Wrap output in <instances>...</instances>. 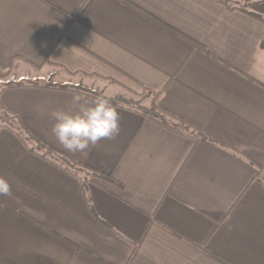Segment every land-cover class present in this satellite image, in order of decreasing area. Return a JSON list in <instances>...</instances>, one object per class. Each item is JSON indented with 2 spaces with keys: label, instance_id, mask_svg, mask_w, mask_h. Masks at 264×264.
<instances>
[{
  "label": "crops",
  "instance_id": "1",
  "mask_svg": "<svg viewBox=\"0 0 264 264\" xmlns=\"http://www.w3.org/2000/svg\"><path fill=\"white\" fill-rule=\"evenodd\" d=\"M52 69L109 97L161 91L166 122L201 134L114 105L119 135L69 153L48 113L77 93L5 90L27 129L115 183L0 125V264H264V0H0V79Z\"/></svg>",
  "mask_w": 264,
  "mask_h": 264
},
{
  "label": "clouds",
  "instance_id": "2",
  "mask_svg": "<svg viewBox=\"0 0 264 264\" xmlns=\"http://www.w3.org/2000/svg\"><path fill=\"white\" fill-rule=\"evenodd\" d=\"M53 121L51 134L69 153L84 152L103 140H114L120 133V114L105 95L89 99L74 94L67 109L48 113ZM10 183L0 177V196H11Z\"/></svg>",
  "mask_w": 264,
  "mask_h": 264
},
{
  "label": "rangeland",
  "instance_id": "3",
  "mask_svg": "<svg viewBox=\"0 0 264 264\" xmlns=\"http://www.w3.org/2000/svg\"><path fill=\"white\" fill-rule=\"evenodd\" d=\"M33 72H35L36 75H34ZM33 72H30L31 73L30 77L12 76V77H5L3 79H0V97H1L2 93L9 88L29 87V86L37 87V88H43L41 86H48L50 84L52 86H64V85L70 86L71 85L72 87H79L82 90H86L88 92H91V93H94L97 95H105L107 98L113 100L114 103L117 104L116 106H120L121 104L122 105H128L131 108H134L135 110L140 111L141 113L145 112L146 110L152 109L153 103L155 101H157V100H155L156 93L155 92L150 93L147 90L145 92H143L141 95L126 94V96L109 97L106 94L107 92H104V90L102 89V87L104 88V85L102 86V84H99V82H97V81H95V82L88 81L85 79L84 76L79 75V74L68 75V74H65V73H63L59 70H56V69H52V71H50L49 73H42V74H40L36 71H33ZM33 75L37 76V77H34ZM40 75L43 77H39ZM35 83H38L39 85L38 84L35 85ZM43 89L66 91V90L57 89L55 87H53V88L47 87V88H43ZM114 91L116 92V90H114ZM68 92L78 93V92H74V91H68ZM79 94L85 95L86 93L85 94L79 93ZM17 119H19L17 117V115L12 114L11 112H9V110L3 108V106L0 104V125L1 126H11V127L16 128L18 130L19 127H16L17 125H19L17 122ZM25 128H27L25 125L23 127L20 126L18 131H20L23 134L24 138H26L25 142L29 146H31L39 154L45 156L44 157L45 159L50 160L51 162H53V161L56 162V165L59 166L60 168L64 169L65 171H69V172L71 171L73 175L84 180V183H87L92 178L90 176L91 172H97V171L92 170L88 167L84 169V167H82L84 165L77 163L76 161H74L73 159L68 157L67 155H65V154L54 149L57 154L59 153L61 155H64L65 157H68V159H70V161L75 162V164H76L75 166H69L68 164H66L67 162L64 159L59 158L60 155L52 153L49 149L44 148V146H42L41 144L36 143V141H34L33 139H30L27 136L28 133H26V132H30L33 135H35V134L33 131H30L29 128H28V130ZM35 136H37V135H35ZM38 138H40V137H38ZM47 145L49 147H51L49 144H47ZM97 173H99V172H97ZM99 174H102V173H99Z\"/></svg>",
  "mask_w": 264,
  "mask_h": 264
},
{
  "label": "trees",
  "instance_id": "4",
  "mask_svg": "<svg viewBox=\"0 0 264 264\" xmlns=\"http://www.w3.org/2000/svg\"><path fill=\"white\" fill-rule=\"evenodd\" d=\"M219 2H221V3H223V4H226V5H230L231 4V0H218ZM38 83H35V85H37ZM39 85V84H38ZM41 87H43V88H53V87H55V88H57V89H60V90H66V91H74V92H78V93H86L85 95H88V96H90V97H93V98H95L96 96H97V94H94V93H91V92H88V91H86V90H82V89H80L79 87H72L71 85L69 86V85H64V86H52V85H48V86H41ZM150 93H152L153 91H149ZM156 93V95H155V100H157L158 101V99L160 98V96H161V91H158V92H155ZM111 100V99H110ZM157 101H155L154 103H153V106H152V109H149V110H146L145 112H143V114L145 115V116H147V117H150V118H153V119H159L161 122H163L164 124H166V125H169V126H171L172 128H174V129H177V130H186V131H188V130H192L194 133H197V134H201V131H199L198 129H195V128H193V127H190L189 125H187L186 123H184L183 121H178V123H176V124H170V123H168V122H166V117H168L169 115L164 111V110H162L158 105H157ZM111 102L114 104V105H117V104H115L114 103V101L113 100H111ZM170 117V116H169ZM171 119H174V118H172V117H170ZM17 122H18V124L20 125V126H24L23 124H22V122L19 120V119H17ZM19 125H17L16 127H19L20 128V126ZM7 127H9L10 129H13L14 130V128L13 127H11V126H7ZM19 128H18V130H19ZM25 129H27V128H25ZM28 130V129H27ZM16 131H17V129H16ZM26 133H28V137L30 138V139H33L34 141H36V143H39V144H41L42 146H44V148H46V149H49L52 153H54V154H57L56 153V151L54 150V149H52L51 147H49L44 141H42L40 138H38L37 136H35V135H33V134H31L30 132H26ZM19 135L23 138V140L24 141H26L25 139L26 138H24V136H23V134L22 133H19ZM26 143V142H25ZM27 144V143H26ZM33 151H35L34 149H32ZM57 155H60V157L59 158H62V159H64L67 163L66 164H68L69 166H75L76 164H75V162H72V161H70V159H68V157H65L64 155H61V154H57ZM43 156V155H42ZM43 157H45V156H43ZM54 162V161H53ZM82 167H84V169L85 168H87V167H85V166H82ZM90 176L92 177V178H96V179H100V180H103V181H106V182H109V183H115V181L112 179V178H110L109 176H107V175H103V174H99V173H97V172H91L90 173Z\"/></svg>",
  "mask_w": 264,
  "mask_h": 264
}]
</instances>
